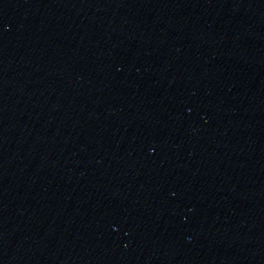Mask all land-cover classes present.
Wrapping results in <instances>:
<instances>
[{"label": "water", "instance_id": "water-1", "mask_svg": "<svg viewBox=\"0 0 264 264\" xmlns=\"http://www.w3.org/2000/svg\"><path fill=\"white\" fill-rule=\"evenodd\" d=\"M0 264H264V0H0Z\"/></svg>", "mask_w": 264, "mask_h": 264}]
</instances>
